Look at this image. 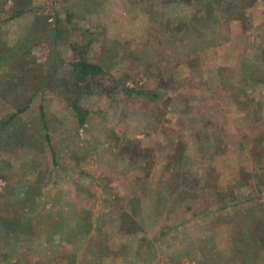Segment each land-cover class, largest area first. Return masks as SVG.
<instances>
[{"label": "rangeland", "instance_id": "obj_1", "mask_svg": "<svg viewBox=\"0 0 264 264\" xmlns=\"http://www.w3.org/2000/svg\"><path fill=\"white\" fill-rule=\"evenodd\" d=\"M0 264H264V0H0Z\"/></svg>", "mask_w": 264, "mask_h": 264}, {"label": "trees", "instance_id": "obj_2", "mask_svg": "<svg viewBox=\"0 0 264 264\" xmlns=\"http://www.w3.org/2000/svg\"><path fill=\"white\" fill-rule=\"evenodd\" d=\"M86 67L88 68V67H90L89 65H86ZM92 68H94V67H92Z\"/></svg>", "mask_w": 264, "mask_h": 264}]
</instances>
